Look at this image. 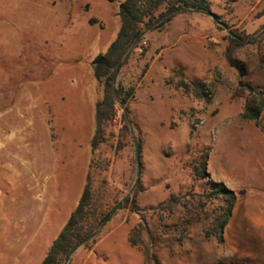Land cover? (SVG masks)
Listing matches in <instances>:
<instances>
[{"label": "rangeland", "instance_id": "rangeland-1", "mask_svg": "<svg viewBox=\"0 0 264 264\" xmlns=\"http://www.w3.org/2000/svg\"><path fill=\"white\" fill-rule=\"evenodd\" d=\"M118 6L0 0V264H38L42 255L28 242L49 200L59 197L36 193L75 183L83 163L96 195L118 203L128 195L141 210L122 204L98 229L94 255H72L65 264H264V110L256 121L242 120L244 99L231 98L240 83L264 88V0H212L210 11L226 28L181 10L156 50L160 30L147 31L148 51L134 49L115 84L138 85L151 64L152 73L127 105V124L118 103L105 141L92 151L103 86L92 74L87 41L113 25ZM232 32L244 38L233 55L245 70L241 78L225 58ZM181 78L213 84L212 98L186 96L167 83ZM205 148L208 178L195 180L189 162ZM212 181L236 194L221 240L204 232L222 202L196 203ZM137 184L142 190L133 196ZM171 194L180 204L169 212L159 204ZM143 246L154 255H144Z\"/></svg>", "mask_w": 264, "mask_h": 264}, {"label": "trees", "instance_id": "trees-1", "mask_svg": "<svg viewBox=\"0 0 264 264\" xmlns=\"http://www.w3.org/2000/svg\"><path fill=\"white\" fill-rule=\"evenodd\" d=\"M107 1L113 2L114 0ZM211 3L212 0H124L119 4L117 15L120 20V28L116 38L104 54H98L91 61L93 76L103 85L102 100L96 103L95 106V132L90 141L92 151L105 141V129L116 116L117 104L125 106L127 113V105L134 98V86L124 88L119 83L116 86L115 72L117 67L122 66L127 61L135 48L142 46L141 41L147 31L162 29L175 13L157 22L164 14L180 8L210 12ZM243 39L236 32L229 33L225 49L227 63L239 71L240 78L245 75V70L239 66L233 55L235 50L243 46ZM148 49V46H142L141 55L143 56ZM263 64L264 62L260 58L259 68ZM145 69L146 67L143 69L142 74ZM167 83L172 84L176 89H180L186 96L193 95L207 101L214 94L213 84L206 85L201 80L187 82L184 78H181L176 81L167 80ZM231 98L244 99L239 114L242 120L256 121L264 110V88L252 86L247 82L240 83L233 89ZM122 118L127 124L125 113L122 114ZM208 155L209 150L207 148L202 149L189 162L190 172L195 180L208 178V172L206 171ZM210 185L202 194L197 195L199 199L196 203L199 207H202L206 201L219 200L222 202L219 213L212 219L210 227L204 232L206 238L217 235L221 240L222 230L226 226L236 202V194L222 182L212 181ZM141 190L140 185L137 184L133 196ZM107 199L109 198L105 194L96 195L94 193L90 176L87 174L82 194L74 211L53 240L40 264H65L77 248L82 246L88 249L94 243L98 229L108 220L112 210L118 204L117 201L109 202ZM177 204H180L178 196L171 194L159 206L170 212ZM128 205L135 212L141 210L134 200L127 199L122 207ZM154 208L150 207L149 209ZM128 241L131 245H136L132 237H129ZM143 254L154 255L145 246H143Z\"/></svg>", "mask_w": 264, "mask_h": 264}, {"label": "crops", "instance_id": "crops-1", "mask_svg": "<svg viewBox=\"0 0 264 264\" xmlns=\"http://www.w3.org/2000/svg\"><path fill=\"white\" fill-rule=\"evenodd\" d=\"M123 1L124 0H119V4ZM175 19L176 16L171 18V20L168 23H166L164 26L168 27V24L170 25ZM119 28H120V20L117 15L111 27L109 26L105 28L93 38L90 37L88 39L87 47L91 48L93 52H95L94 54L95 56H97L98 54H104L107 48L116 38ZM149 33H151V31L147 32V34ZM167 37H168V33L166 30H164V27L160 29V31H157L154 37L155 38L154 50L157 49L158 39H165ZM151 47H152V42H151ZM152 68H153V64L149 65V67L145 69L144 73L143 74L141 73L140 75L141 80L139 81V84L136 86L132 85L135 87L134 98H136L137 88L141 86L144 80L148 79L149 76L151 75ZM165 70H166L165 67L162 66L161 70L158 71V74L161 76L165 75ZM102 97H103V91L102 94L99 96V99L95 102L94 109L96 103L101 101ZM94 120H95V110H94ZM82 166L84 169V173L83 175L78 177L75 183H72V181L63 180L61 181V183L58 184L57 189L50 190L47 187H42L40 191L36 193L37 195H51V196L59 197L56 200L55 199L49 200V203L47 204L48 207L42 211L41 220L38 226L36 227V229L34 230L31 239L28 242V243L33 242L32 251L35 252V254L42 255V257L38 261V264L41 263L53 240L57 237V235L63 228L64 224L68 220L70 214L74 211L80 199V196L82 194L86 182V172H87L88 164L83 163ZM97 247H98V242L92 243V245L88 249L81 246L77 248L72 255H94V253L97 250Z\"/></svg>", "mask_w": 264, "mask_h": 264}, {"label": "water", "instance_id": "water-1", "mask_svg": "<svg viewBox=\"0 0 264 264\" xmlns=\"http://www.w3.org/2000/svg\"><path fill=\"white\" fill-rule=\"evenodd\" d=\"M181 10H184V9H183V8H180V9H176V10H174V11H170V12L164 14L162 17H160V18L157 20V22H160V21L166 19L168 16H170V15H172V14H174V13L180 12ZM203 13H205V14L209 15L210 17H212V19L214 20V22H215L216 24H218V25H220V26H222V27H225V25H224L221 21H219L217 15H215V14L212 13L211 11H210V12H203ZM225 28H226V27H225ZM120 67H121V66H118L117 69H116V72H115V79H116V77H117V75H118V72H119V70H120ZM123 112L125 113V115H126V117H127V113H126V109H125V107H123ZM135 156H136L137 163L140 164V162H139V159H140V146H139V143L137 142V140H135ZM127 197H128V195H126V196L122 199V201H120V202L114 207V209H113L112 212H111L110 217H111V216L115 213V211H116V210H117V209L123 204V202L127 199ZM110 217H109V218H110ZM109 218H108V220H109Z\"/></svg>", "mask_w": 264, "mask_h": 264}, {"label": "built area", "instance_id": "built-area-1", "mask_svg": "<svg viewBox=\"0 0 264 264\" xmlns=\"http://www.w3.org/2000/svg\"><path fill=\"white\" fill-rule=\"evenodd\" d=\"M141 45L142 46H145L146 45V42L144 40L141 41ZM142 46H139L137 48H135V50L138 52V53H142Z\"/></svg>", "mask_w": 264, "mask_h": 264}]
</instances>
